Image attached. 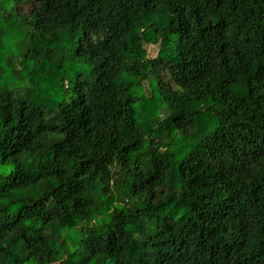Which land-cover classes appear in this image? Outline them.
<instances>
[{
	"label": "trees",
	"instance_id": "obj_1",
	"mask_svg": "<svg viewBox=\"0 0 264 264\" xmlns=\"http://www.w3.org/2000/svg\"><path fill=\"white\" fill-rule=\"evenodd\" d=\"M0 264H264V0H0Z\"/></svg>",
	"mask_w": 264,
	"mask_h": 264
},
{
	"label": "rangeland",
	"instance_id": "obj_2",
	"mask_svg": "<svg viewBox=\"0 0 264 264\" xmlns=\"http://www.w3.org/2000/svg\"><path fill=\"white\" fill-rule=\"evenodd\" d=\"M147 49H148V56L149 57H154L158 53L159 45L150 44V45H147Z\"/></svg>",
	"mask_w": 264,
	"mask_h": 264
}]
</instances>
